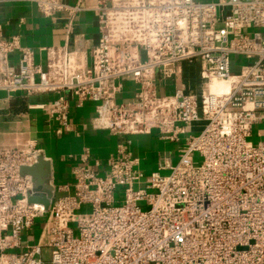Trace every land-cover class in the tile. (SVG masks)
<instances>
[{
  "label": "built area",
  "instance_id": "1",
  "mask_svg": "<svg viewBox=\"0 0 264 264\" xmlns=\"http://www.w3.org/2000/svg\"><path fill=\"white\" fill-rule=\"evenodd\" d=\"M8 1L61 17L67 42L79 14L94 12L98 40L90 63L83 37L73 50L40 49L45 61L37 62L20 35L0 33L2 102L54 95L28 109L57 125L58 136L76 132L73 109L95 104L93 128L121 143L106 159L85 148L46 210L29 202L33 177L21 172L49 161L45 151L29 135L3 141L0 133V264H46L45 248L50 264H264V0L0 5ZM237 58L247 62L238 72ZM216 81L231 92H211ZM127 82L135 91L121 101ZM149 136L178 145L176 164L144 170L130 148ZM39 219L31 245L23 237Z\"/></svg>",
  "mask_w": 264,
  "mask_h": 264
},
{
  "label": "crops",
  "instance_id": "2",
  "mask_svg": "<svg viewBox=\"0 0 264 264\" xmlns=\"http://www.w3.org/2000/svg\"><path fill=\"white\" fill-rule=\"evenodd\" d=\"M66 1L70 5L78 2ZM86 2L91 4L93 0ZM0 33L8 37L20 35L22 47L37 52V62L45 61V55L40 57L38 54L40 49L68 46L73 50L76 38L83 37L86 41L84 57L90 63L92 49L98 40L97 15L91 11L79 14L74 35L67 42L61 17L51 21L44 18L33 4L8 1L0 5ZM14 58L17 59V55ZM167 87H171V82L167 83ZM124 89L122 97L131 98L135 91L134 85L127 82ZM54 97L37 95L25 98L17 95L9 102H2L7 95L0 93V133L3 134V141L18 139L25 134L37 141L52 165L50 185L57 188L72 182V169L80 164V155L85 148L90 149L95 157L106 159L116 153L121 140L109 132L93 128L96 106L92 103L81 110H72L76 132L58 136L55 132L57 125L49 126L40 111L28 109L30 105L46 103ZM166 145L169 143L161 141L158 136L135 137L130 150L143 161L144 170L157 171L166 164H173Z\"/></svg>",
  "mask_w": 264,
  "mask_h": 264
},
{
  "label": "water",
  "instance_id": "3",
  "mask_svg": "<svg viewBox=\"0 0 264 264\" xmlns=\"http://www.w3.org/2000/svg\"><path fill=\"white\" fill-rule=\"evenodd\" d=\"M22 174L33 177L36 196L29 199L31 204H41L46 210L51 206L55 197L54 188L50 185L52 180V165L45 159H40L39 163L32 168H23Z\"/></svg>",
  "mask_w": 264,
  "mask_h": 264
},
{
  "label": "rangeland",
  "instance_id": "4",
  "mask_svg": "<svg viewBox=\"0 0 264 264\" xmlns=\"http://www.w3.org/2000/svg\"><path fill=\"white\" fill-rule=\"evenodd\" d=\"M235 63L236 64L232 65V69H233V71L236 70L238 72L240 70L241 66L246 64L247 62L246 61L244 62L242 59L237 58L235 60ZM191 72L192 71L190 70V73ZM190 73H189V75L188 74L186 75V77L189 78V79L192 78ZM198 84H199V82H198ZM193 86H194L193 89H195V91H196V89H197L196 84H194ZM123 99H125V98L124 97H120L121 101ZM262 131H263V128H262L261 125L254 126L253 134H252V137L249 138V142H252L253 144L256 145L260 141V137L258 136V134L261 133ZM166 151L171 154L173 164H176V162L178 160V145L177 144L176 145H174V144L166 145ZM57 197H60V195L58 194ZM86 211L90 212L91 208L90 207H86ZM43 227H44V219L37 220L36 225L34 227V230L29 234V237H27V235L26 236L24 235L23 238L24 239H28V241H29V243L31 245L36 244L39 241V239H40ZM51 255H52V251L50 249L45 248L43 250V259H44V262L46 264H50Z\"/></svg>",
  "mask_w": 264,
  "mask_h": 264
},
{
  "label": "bare ground",
  "instance_id": "5",
  "mask_svg": "<svg viewBox=\"0 0 264 264\" xmlns=\"http://www.w3.org/2000/svg\"><path fill=\"white\" fill-rule=\"evenodd\" d=\"M209 88L211 92L217 94L230 93L232 89L229 82H223V81L212 82Z\"/></svg>",
  "mask_w": 264,
  "mask_h": 264
}]
</instances>
